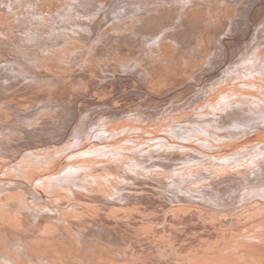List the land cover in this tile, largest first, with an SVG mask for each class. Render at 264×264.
I'll list each match as a JSON object with an SVG mask.
<instances>
[{"label": "bare ground", "instance_id": "1", "mask_svg": "<svg viewBox=\"0 0 264 264\" xmlns=\"http://www.w3.org/2000/svg\"><path fill=\"white\" fill-rule=\"evenodd\" d=\"M86 1L30 0L34 14L21 11L26 3L17 13L0 4V264H264V0L232 17L228 4L234 0H195L191 11L188 4L177 9L174 29L186 31L204 20L207 40L199 41L201 47L198 42L197 73L194 82H186L199 79L201 95L182 103L190 92L186 84L158 92L146 62L130 71L134 61L123 69V59L120 64L116 57L101 64L100 85L78 75L67 79L74 91L63 82L50 93L67 77V64L77 52L83 64L90 62L74 39L78 31L128 35L142 19L129 23L125 17L133 7L127 1L126 6L109 3V9L91 1L95 9L87 15ZM222 15L230 22L226 37L222 24L212 33ZM165 27L156 35L169 34L171 27ZM165 38L155 39L160 53ZM131 77L145 85L135 110L136 104L127 106L130 97L114 100L129 88ZM153 102L159 105L156 112L147 105ZM174 106L179 107L173 111ZM231 115L233 133L209 131L211 123L220 131ZM35 139L50 144L44 142L40 153L35 145L37 153L17 149ZM135 154L141 158L137 165L119 163ZM164 180L171 191L152 195L150 186ZM231 206L232 215L221 212ZM253 209L262 211L252 215ZM120 213L152 216L157 223L149 225L169 226L166 231L175 236L164 244L142 243L141 230L132 227L131 217L120 223ZM147 227L141 231L146 239ZM204 237L213 243L206 245Z\"/></svg>", "mask_w": 264, "mask_h": 264}, {"label": "rangeland", "instance_id": "2", "mask_svg": "<svg viewBox=\"0 0 264 264\" xmlns=\"http://www.w3.org/2000/svg\"><path fill=\"white\" fill-rule=\"evenodd\" d=\"M13 0H2V1H0V4L2 3V6L3 7H7V8H11L10 9V11H12V12H16L17 13V11L18 12H21V11H24V13H28V14H31L32 12V14H34V9H32V6H30L31 4H30V0H25L26 2H24V0L22 1V0H15V1H13ZM18 1V2H17ZM21 1L25 4H29L28 6H26V4H25V8L27 9V8H30L32 11L30 12V10L28 9V11H26V9L24 8V9H22L23 8V5H22V3H21ZM27 1H28V3H27ZM91 1L92 2H95V4L96 3H100V1L107 7V9H109L108 8V6H110V4H111V6H112V4H113V6H117V4L119 3V4H122L123 6L127 3L129 6H131V7H133V12L130 14V15H128V16H126L125 18H127V20H129V21H127V23L129 22L130 24H132V22L133 23H135L136 21H138V20H135L136 18H139V19H143V21H142V19L141 20H139L138 22L140 23H138V26H136L137 24H135V30H133L132 32H130L128 35H123V34H126V33H123V34H120V33H117V32H114V31H112L111 33H109V34H105V33H103L102 35H101V31H98V29L96 28V30H95V28H90V29H85L83 32H81V31H78V33L80 34V35H77V36H75L74 37V39L76 40V42H77V44L78 45H80V46H82L83 47V53L85 54V57L84 58H86V60H88V61H90V62H88V63H86V65L85 64H83L84 62V60L85 59H83L82 58V56H81V58L79 57V55H78V52L77 51H73L72 53L73 54H75L76 52H77V54L76 55H74L72 58H75V60H73V61H71V63H68L67 64V67H66V73L67 74H65L67 77H63L62 79H64V80H62V81H59V82H57V84H54L55 85V87H53L54 85H52V87H51V91H50V93L52 92V89H57V88H61V86L60 85H62V84H64L63 82H66L67 84H66V86H68L71 90H73V87H74V85L72 84H70V81H69V83L67 82V79L69 78V77H71V78H69V79H73V78H76L78 75H80V80H82V81H87V79L91 82V83H93V84H95V83H98L99 81L98 80H100V79H98L100 76H101V74H99L100 73V71H101V64H103V63H106V60L108 59V60H114L115 59V57L117 58L116 59V61L117 62H119L120 64L122 63L123 64V61H124V65H122L120 68H123V69H125L126 67H127V64L129 65L130 63H128L129 61L128 60H132V62L133 63H131L132 64V66L131 65H129V70L131 71L132 70V68L131 67H133L134 68V66H133V64H135V67H139V61H144V62H146V65L148 66V68H149V71H147L148 73L147 74H149V78L152 80V81H154V82H157V83H153V86L155 87V86H157V91L159 90L160 91V89H161V91L162 90H164L163 88H169V87H171V86H174V87H176V88H181L180 86H184L185 84H186V82H189V80H190V82H194L193 80V77H191L192 76V74H195V73H197V71H196V69H195V64H194V58H196V57H200L201 56V52L199 53V52H196V49H199V44H200V47L202 46V43L201 42H203V40H204V45L205 44H207V40L205 39V35H204V33L203 32H205V28H206V26H205V22H204V20H203V22L201 21V22H199V23H195V24H193L192 25V28H190V29H186V31H185V29L184 28H181L180 30H178V31H176L175 29H174V27L177 25V23H176V17L178 16V12H177V9H179V7H180V9H181V7L182 6H186L187 4H188V6H190V7H188L187 9H190L189 11H191L193 8H195V0H125V1H123V0H114L115 1V3L114 2H112V1H110V0H87L86 1V5H87V8L89 9H87L86 8V10H85V13H86V11H87V15H90L91 13L89 12V11H93L95 8V4L94 3H91ZM99 1V2H98ZM104 1H106L107 3L105 4V2ZM116 1H117V3H116ZM120 1H122L121 3H120ZM127 1V2H126ZM192 1V2H191ZM221 1H224V0H220V2ZM253 1V2H252ZM256 1L257 0H244L241 4H236V0H234L233 2H230L229 4H228V7L230 8V10H231V17L232 16H235V14L238 12V13H240L242 10H244L245 8H246V6L247 7H250L252 4H254V3H256ZM7 2H9V5H8V3ZM123 2H124V4H123ZM126 2V3H125ZM130 2L132 3V4H130ZM158 2V3H157ZM189 2V3H188ZM259 2V1H258ZM110 3V4H109ZM260 3V2H259ZM259 3H257V4H259ZM5 4V5H4ZM17 4H18V6L19 7H15V6H17ZM116 4V5H115ZM126 4V5H127ZM156 4V5H155ZM167 4V5H166ZM179 4V5H178ZM192 4H194V6L192 5ZM236 4V5H235ZM261 4V3H260ZM14 5V6H13ZM108 5V6H107ZM125 5V6H126ZM151 5V6H150ZM177 5V6H176ZM10 6V7H9ZM93 6V7H92ZM158 6V7H157ZM163 6V7H162ZM170 6V7H169ZM15 7V8H14ZM21 7V8H20ZM137 7V8H136ZM150 7H152V8H150ZM157 7V8H156ZM165 7H168L167 9L165 8ZM263 7V6H262ZM12 8H14V9H12ZM93 8V9H92ZM146 8H148V9H146ZM161 8H163L164 10H166V12H168L167 13V15H165L164 16V13H166V12H164V10L163 9H161ZM15 9H16V11H15ZM22 9V10H21ZM158 9H160L159 11H158ZM169 9H171V10H169ZM21 10V11H20ZM142 10V11H141ZM162 10V11H161ZM9 11V12H10ZM135 11V12H134ZM147 11V12H146ZM12 12H10V13H12ZM144 12V13H143ZM160 15H158L157 13ZM90 13V14H89ZM150 13L152 14V18H149V15H150ZM134 14V15H133ZM148 14V15H147ZM170 14H171V17H170ZM145 15V16H144ZM155 15H156V17H155ZM163 15V18H164V20H162V16ZM177 15V16H176ZM237 15V14H236ZM130 16V18L128 19V17ZM132 16V17H131ZM154 16V17H153ZM166 17V18H165ZM173 17V18H172ZM150 20H149V19ZM160 18V19H159ZM220 18H222L221 20H223L224 22H222L220 19H219V21H220V23L219 22H217L218 20H216L215 21V25H213L214 27H212V33H214V32H217L219 29H221V27L222 26H227L226 27V31L224 32V35L225 34H227L228 33V29H229V26H228V24H230V22L229 23H226V21L224 20V16L222 15V17H220ZM75 19V18H74ZM159 19V20H158ZM76 21V20H75ZM78 21V20H77ZM76 21V22H77ZM87 21V24H89L88 22H89V20H86ZM141 21V22H140ZM147 21V22H146ZM73 22H74V20H73ZM142 22H144V23H142ZM170 22V23H169ZM173 22V23H172ZM175 22V23H174ZM102 23L104 24H111L112 23V21H107L106 19L104 20H102ZM120 23H121V25L123 26L124 24H122V23H125L124 22V20L123 21H121V22H119V26H121L120 25ZM150 23V24H149ZM171 23H172V25H174V26H172L171 25ZM224 23H226V24H224ZM170 24V25H169ZM218 24H222L221 25V27H220V25H218ZM35 25V24H34ZM36 25H38V24H36ZM97 25V24H96ZM105 25V26H106ZM147 25H150V26H147ZM194 25H198V28H197V26H194ZM89 26H91L90 24H89ZM121 26V27H122ZM163 26L165 27V26H169V27H171L170 28V33L168 34V33H165L164 31H163V34L162 35H159V36H157L156 35V33H158V32H160V30L162 31L164 28H163ZM153 27V28H152ZM173 27V28H172ZM215 27H217L218 28V30H217V28H215ZM166 28V27H165ZM228 28V29H227ZM144 29V30H143ZM149 29V30H148ZM184 29V30H183ZM215 29V30H214ZM76 32H77V30L78 29H74ZM92 30V31H91ZM95 30V31H94ZM114 30V29H113ZM140 30H141V32H140ZM153 30V31H152ZM165 30V29H164ZM175 30V31H174ZM190 30V31H189ZM196 30V31H195ZM98 31V32H97ZM136 31V32H135ZM191 31H193V32H195V33H191ZM214 31V32H213ZM85 32H86V36H85ZM187 32V33H186ZM190 33V35H189V33ZM89 33H90V35H89ZM94 33H96L95 35L96 36H93L94 35ZM98 33H100L99 34V37H98ZM115 33V34H114ZM185 34V35H183V34ZM202 33V34H201ZM145 34V35H144ZM154 35V37H153V35ZM168 34V35H167ZM172 36H171V35ZM177 34V35H176ZM182 34V35H181ZM199 34V35H198ZM82 35H83V37H82ZM108 35V36H107ZM164 35H166V36H170L169 38L168 37H166V36H164ZM179 35V36H178ZM186 35H188V36H186ZM223 35V37H226V35L224 36ZM87 36H89V37H87ZM94 38H93V37ZM118 36V37H117ZM145 36V37H144ZM157 36V37H156ZM178 36V37H177ZM182 36V37H181ZM194 36H195V39H194ZM78 37V38H77ZM95 37H97V38H95ZM166 37V38H165ZM186 37H188V38H186ZM190 37H191V39H190ZM80 38H81V40H80ZM149 38V39H148ZM163 39V38H165L164 40H165V46H164V49H163V52L162 53H160V52H158V50H157V48H155L156 46H155V39ZM175 38V39H174ZM178 38H181V39H178ZM184 38V39H183ZM201 38H202V40H201ZM100 39H101V41H100ZM112 39V40H111ZM119 39V40H118ZM151 39V40H150ZM154 39V40H153ZM197 39V40H196ZM80 40V41H79ZM122 40V41H121ZM164 40H161V42L162 41H164ZM176 40H179V41H176ZM185 41V43H184V48L181 46L183 43L182 42H184ZM247 40H249V37L247 38ZM152 41V42H151ZM182 41V42H181ZM199 41H201V42H199ZM94 42H96V43H94ZM111 42V43H110ZM147 42V43H146ZM178 42V44H176ZM180 42H181V45H180ZM198 42H199V44H198ZM206 42V43H205ZM88 43V44H87ZM101 43H102V45H101ZM111 44V45H110ZM90 45L92 46V47H90ZM94 45V46H93ZM95 45H101L102 47H100L99 46V48H98V46H95ZM178 45V46H177ZM180 45V46H179ZM107 46V47H106ZM111 46H113V47H111ZM119 46V47H118ZM207 46V45H206ZM85 47V48H84ZM152 47V48H151ZM174 47V48H173ZM87 48H89V49H87ZM102 48V49H101ZM111 48H114V49H111ZM93 49H94V51H93ZM108 49V50H107ZM177 49V50H176ZM111 50V51H110ZM113 50V51H112ZM117 50V51H116ZM173 51V52H172ZM142 52V53H141ZM149 52V53H148ZM151 52V53H150ZM106 53H108V54H106ZM112 55H111V54ZM146 53V54H145ZM99 54V55H98ZM119 54V55H118ZM78 55V57H76ZM98 55V56H97ZM101 55V56H100ZM104 55V56H103ZM108 55L110 56V57H108ZM89 57H90V60H89ZM97 57V58H96ZM79 58H80V60H79ZM151 58H153V59H151ZM76 59H78V60H76ZM92 59V60H91ZM121 59V60H120ZM122 59H123V61H122ZM125 59V60H124ZM127 59V60H126ZM95 60V61H94ZM94 62V63H93ZM127 62V63H126ZM76 63V64H75ZM77 63H79V64H77ZM93 63V64H92ZM119 63H117V64H119ZM72 64V65H71ZM83 64V65H82ZM88 64V65H87ZM92 64V65H91ZM96 64V65H95ZM76 65H78V66H76ZM81 65V66H80ZM95 66V67H94ZM81 67H83L82 69H81ZM90 67H91V70H89L88 71V69H90ZM94 67V68H93ZM76 68V69H75ZM78 68V69H77ZM79 68L81 69V70H79ZM93 68V69H92ZM75 69V70H74ZM83 69H84V71H83ZM87 69V70H86ZM71 70H73V71H71ZM71 71V72H70ZM81 71V72H80ZM80 72V73H79ZM92 72V73H91ZM139 72H141V70H139ZM78 73V74H77ZM106 73H108V72H106ZM105 73V74H106ZM113 73V72H112ZM112 73H110V75L112 74ZM57 74V73H56ZM69 74H70V76H69ZM92 74V75H91ZM94 74V75H93ZM85 75V76H84ZM102 75H104V74H102ZM110 75H106V77H110ZM76 76V77H75ZM87 76V77H86ZM190 76V77H189ZM86 77V78H85ZM78 79H79V76L77 77ZM76 78V79H77ZM85 80H84V79ZM117 78H119L118 76H117ZM192 78V79H191ZM202 78V77H201ZM53 79V78H52ZM66 79V80H65ZM68 79V80H69ZM93 79V80H92ZM138 79L136 78V79H134V78H132L131 77V79H130V82L129 83H126V84H128L129 85V88L127 87V90L129 91H127L126 90V94H127V96H125V93L124 94H122V95H117V96H115V98H114V100H118L120 97V99H123L124 101L126 100V98H129V100L127 99L126 101L128 102L129 101V104L127 105V106H133V105H135L136 104V107L135 106H133V108L132 109H137L138 107H140L139 105H137L138 104V102H140V101H143V97L141 98V96H140V94H138L139 92L138 91H140L141 90V86H145L144 85V83H141L139 80L137 81ZM119 81H121V80H119ZM118 81V82H119ZM103 82H105V84H106V81H103ZM122 83H123V81H122ZM141 83V84H140ZM198 84H191V83H189V84H186V90L188 89V90H190V92L189 93H187L186 94V96H183L180 100H179V102L178 103H182V102H184V101H187V99H193L194 101H197V99H199L198 97H200V93L202 92L201 90H202V88L201 87H203V85H202V83H201V81L198 79V82H197ZM99 85H100V82L98 83ZM40 85H42V84H40ZM103 85H104V83H103ZM134 87H133V86ZM158 85H165L164 87L163 86H160V88H159V86ZM179 85V86H178ZM190 85V86H189ZM45 86H48V84H43V86H42V88L43 87H45ZM72 86V87H71ZM131 86H132V88H131ZM195 86V87H194ZM107 87V86H106ZM106 87H103V88H106ZM136 87V88H135ZM103 88H101V89H103ZM110 88V87H109ZM108 87H107V89H109ZM137 88L139 89V90H137ZM131 91H130V90ZM148 90H149V88H147ZM134 90V91H133ZM195 90H196V92H195ZM74 91V90H73ZM142 91V90H141ZM158 91V92H159ZM199 91V92H198ZM128 92V93H127ZM49 93V94H50ZM53 93V92H52ZM194 93V94H193ZM130 96H129V95ZM198 94V95H197ZM192 95V96H191ZM195 95H196V97H195ZM69 96H70V98H71V94H69ZM123 96V97H122ZM189 96H191V97H189ZM72 97H75L74 96V94L72 95ZM132 97V98H131ZM141 99H140V98ZM138 98H139V100H138ZM133 100V102H135V103H132V101L131 100ZM71 100H73V98L71 99ZM135 100V101H134ZM72 102H75V101H72ZM151 104V105H150ZM172 104H174V103H172ZM84 105H86V104H84ZM147 105L148 106H151L152 108H151V112H156L155 110H157V108H158V104L157 103H147ZM156 105V106H155ZM127 106H126V108H127ZM154 106V107H153ZM86 107H88V106H86ZM97 107V106H96ZM101 107V106H100ZM179 106H174L173 108H174V110L173 111H175L176 110V108H178ZM134 109V110H135ZM245 110V108H242L240 111H244ZM130 111V110H129ZM240 111H238V112H240ZM128 115V114H127ZM233 116L234 115H231L230 117H229V120L227 121V122H223V128H220V131H218L217 130V128L211 123L210 125H208L209 127V131L211 132V133H215V134H218L219 136H226L227 135V131H229V130H231V132L233 133L234 131H235V129H231L230 128V126L233 124ZM60 119L63 121L65 118L62 116H60ZM222 129V130H221ZM226 130V131H225ZM194 139H197V140H200V138H197V137H194ZM202 140V139H201ZM50 141H52V140H50ZM30 142H33V145H32V143H30ZM36 144H35V143ZM41 142V143H40ZM44 142L46 143V141L45 140H42V141H38L37 139H35V141L34 140H32V141H29V142H27L31 147L32 146H34L35 145V149H36V151H39V153L41 152V151H43L42 150V147L41 146H43V145H45L44 144ZM27 143H23V144H21V143H19V148H17L19 151H23V150H33V152H35V153H37L36 151H35V149L32 147L31 149H29L30 147L28 146V144ZM39 143L41 144V145H39ZM46 144H50L48 141H47V143ZM37 145H39V146H37ZM53 145H55V144H53ZM25 146V147H24ZM52 145H50V147H51ZM23 147V148H22ZM28 147V148H27ZM37 147V148H36ZM16 149V150H17ZM22 149V150H21ZM38 149V150H37ZM180 153V152H179ZM179 153H176V155H180ZM137 159H139V160H141V158L140 157H138L137 156V154H135V155H132V156H127V158L125 159V160H123V161H121V162H119L120 164H123V163H125V161L126 162H130V163H132V164H134V165H137L138 164V161H137ZM147 163V162H146ZM148 164V163H147ZM153 164H156L157 166H154V167H160V165H164V164H159V163H153ZM166 164V163H165ZM130 165V164H129ZM164 167H166V168H168L167 170L168 171H170V169H171V167L170 166H164ZM131 168V167H130ZM132 169H134V168H132ZM132 169H130V170H132ZM153 171H156V169L155 170H153ZM162 185H152V186H150V192L152 193V195H155V196H158V195H163V194H166L167 192H169V191H171L170 190V185H168L167 184V182L164 180L162 183H161ZM193 205V204H192ZM191 204L189 205V206H192ZM235 208H233L232 206L231 207H227L226 209H224V210H222L221 212L222 213H226V214H233V213H235V210H234ZM233 210V211H232ZM260 210V209H259ZM257 211L256 209H253L252 211H250V213L252 214V213H255V214H257V213H259V212H261L262 210H260V211ZM263 210H264V207H263ZM257 211V212H256ZM126 214V215H125ZM255 214H252V215H255ZM120 217H121V219H118V221L121 223H123L125 220H127L128 218H130L131 217V219H129V222L130 223H132L131 225H134V226H132V227H135V230L137 231V230H141V231H144V229H145V227H147V225L149 226V234H148V237H150V233H151V235H154V234H156V232H158L156 235H154L153 237H150V238H148L147 237V239L144 237L145 235H142L143 234V232H137L138 233V235L140 234V236H143L142 238H141V242L143 243H145V242H147L148 240L150 241L149 243H151V244H153L154 242V244H164L165 242H169L170 240L172 241L173 240V236H175V235H170L169 236V234L170 233H168L169 231L168 230H170L169 229V226H163V227H153V226H151V225H153V223H157V219H152V218H154V217H152V216H148L146 213H145V215H147L146 217H144V214H139V213H132L131 215L129 214L128 215V213H120ZM124 215V216H123ZM123 216V217H122ZM137 216H139V217H137ZM133 217V218H132ZM149 217H150V219H149ZM264 216H262V218H263ZM136 218V219H135ZM143 218H145V220L146 221H142V223H141V220L143 219ZM148 218V219H147ZM138 220V221H137ZM135 222V224H134V222ZM150 221V222H149ZM155 221V222H154ZM145 222H148L147 223V225H146V223ZM144 223H145V225H144ZM137 224V226H138V229H136L137 228V226H135ZM149 224H151V225H149ZM140 225H144L145 227H141V229H139V227H140ZM150 227H152V229L150 228ZM165 227V228H164ZM148 228V227H147ZM154 228V229H153ZM159 228V231L157 230ZM162 228H163V231H162ZM150 229L151 230H153V233L152 232H150ZM165 229V230H164ZM134 230V231H135ZM156 230V231H155ZM162 232H161V231ZM168 232H167V231ZM161 235V237H160V235ZM157 235H159V236H157ZM162 235H164L163 236V238H162ZM165 235H167V236H165ZM139 236V237H140ZM172 237V238H171ZM157 238L158 239H160V241L159 240H157ZM205 239L203 240V241H205V244L207 245L208 243H213V242H211L213 239L212 238H209V237H204ZM146 239V240H145ZM208 239H210V240H208ZM144 240V241H143ZM208 240V241H207ZM210 241V242H209ZM164 242V243H163ZM204 243V242H203Z\"/></svg>", "mask_w": 264, "mask_h": 264}]
</instances>
